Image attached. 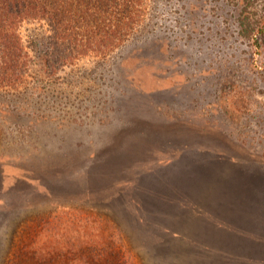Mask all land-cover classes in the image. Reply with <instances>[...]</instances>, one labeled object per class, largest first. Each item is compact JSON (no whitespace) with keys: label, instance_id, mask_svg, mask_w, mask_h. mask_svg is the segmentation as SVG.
<instances>
[{"label":"rangeland","instance_id":"374dc122","mask_svg":"<svg viewBox=\"0 0 264 264\" xmlns=\"http://www.w3.org/2000/svg\"><path fill=\"white\" fill-rule=\"evenodd\" d=\"M146 5L133 42L47 78V24L13 26L0 264H264V0Z\"/></svg>","mask_w":264,"mask_h":264},{"label":"trees","instance_id":"16d2710c","mask_svg":"<svg viewBox=\"0 0 264 264\" xmlns=\"http://www.w3.org/2000/svg\"><path fill=\"white\" fill-rule=\"evenodd\" d=\"M147 2L148 0H0V69L4 71L2 77L7 79L11 74L9 69L11 54L17 56L20 52L21 55L24 47L26 48L21 36L14 32L13 26L17 22L37 21L47 24L50 34L43 39L46 44L41 55V70L37 73L47 78L54 75L56 66L60 68L71 65L72 61L91 50L105 57L133 42L135 37H139L147 30V18L150 15L149 10L152 9L146 7ZM243 26L246 35L256 31L260 33L258 27L254 28L250 23ZM94 39L96 40L93 41ZM145 43L146 41L133 51L137 55L142 52L145 54L147 45ZM12 74L10 78L14 80H11L12 82L26 76L22 71L19 76L17 73L14 75V71ZM147 93L149 92L140 91L137 96L140 98ZM158 94L159 92L157 94L154 92L148 95L152 98L153 95L158 97ZM132 95L135 96L136 93H131L130 96ZM114 97L110 94V101ZM156 104L160 112L162 106ZM160 113L164 115L163 112ZM150 118L154 122L150 121L147 131L164 130L162 126L160 129L158 118ZM114 124L116 127V122ZM133 128L135 127L131 124L125 130L131 132ZM138 129L140 130L137 128L133 131L141 133L142 131L139 132ZM118 130L122 132V129ZM219 160L222 165L228 164L222 158Z\"/></svg>","mask_w":264,"mask_h":264}]
</instances>
